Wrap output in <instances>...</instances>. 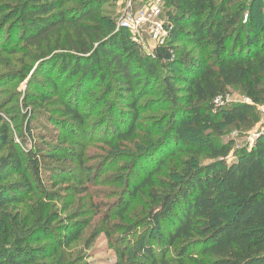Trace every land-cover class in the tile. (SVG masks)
<instances>
[{
	"label": "trees",
	"instance_id": "16d2710c",
	"mask_svg": "<svg viewBox=\"0 0 264 264\" xmlns=\"http://www.w3.org/2000/svg\"><path fill=\"white\" fill-rule=\"evenodd\" d=\"M117 1L0 0V33L10 29L11 39L35 49L41 80L39 91L23 101L26 126L20 137L26 147L16 142L10 123L0 117V264H54L51 259L58 251L79 241L89 226V210L82 208L59 232L49 235L44 230L57 229L51 224L61 217L57 211H46L49 203L89 192L85 174L77 179L71 173L75 163L86 170L83 150L90 133L82 127L101 107L83 109L86 98L100 89L101 97L96 98L107 103L104 108L110 115L123 116L122 108L130 115L129 123L121 118L124 125L112 127L111 138L105 139L118 149L135 139L144 98L152 96L158 84L166 101L180 110L169 127L179 148L164 150L154 165L144 168L139 159L153 149L133 155V178L124 190L131 192L132 200L139 194L148 199L146 223L140 229L116 225L127 244L117 251L120 264H125L132 243L138 246L132 264H264V131L251 147L238 150L234 141L189 145L183 131L219 134L221 122L246 126L260 120L263 0H164L163 29L170 42L157 45L152 55L144 53L143 45L111 16L115 11L109 10ZM189 48L192 51L186 53ZM63 79L66 85L61 86ZM175 81L183 82L184 95H179ZM235 86L251 102L229 107L215 103ZM47 106L56 114L45 112ZM37 113L42 119L36 127L32 118ZM163 136L169 146L172 138L168 132ZM183 151L190 159L182 169L163 175L168 158ZM200 157L208 161L194 165L192 159L197 163ZM36 199L43 203L26 216V205ZM131 199L119 204L121 217ZM68 210L67 205L63 212ZM156 230L165 232L153 236ZM134 232L137 238L127 239ZM43 239L48 243L33 247ZM58 263L65 264L61 257Z\"/></svg>",
	"mask_w": 264,
	"mask_h": 264
},
{
	"label": "rangeland",
	"instance_id": "374dc122",
	"mask_svg": "<svg viewBox=\"0 0 264 264\" xmlns=\"http://www.w3.org/2000/svg\"><path fill=\"white\" fill-rule=\"evenodd\" d=\"M113 3L114 6L110 10L108 9L109 11H115L111 16L115 18L119 26L125 18L133 20V30L126 29L132 38L138 40L136 42L143 45L142 49L144 53L152 55L154 48L161 41L165 44L170 42L169 33H165L161 29L163 23H166L164 16L153 15L149 10L147 0H118ZM142 11L146 12V14L144 15ZM9 30L6 28L0 33V44H4V47H0V117H3L10 123L12 135L15 137L16 142L26 147V142L20 137V133H23L26 126V119L23 118L26 115V107L23 101H26L30 93L38 92L41 87V80L37 77L40 62H37L34 58L35 54H32L35 49L26 48V46L19 44L15 39H11L7 35V31ZM185 51L187 53L192 51V49L189 48ZM193 53L199 55V51H193ZM192 54L190 52L188 57ZM175 67L178 68L180 66L176 65ZM154 82H159V80H154ZM63 84L66 85L65 79L62 80L61 86ZM174 84L179 89V95H184V92H181L184 85L183 82L175 81ZM155 91L152 96L144 98L145 103L140 109L141 113L138 122L140 129L135 135V139L132 142L121 143L118 149H112L108 146L105 139L107 141L111 138L112 127L114 128L119 124L121 126L124 125L121 123L123 120L120 121L121 118L125 120V124L129 123L128 118L130 115H127L126 109L122 108L121 105V108L125 111L123 116L118 112L115 115H110L109 110L107 111L104 108L107 106V103L103 104L101 98H96V96L101 97L102 90L100 89H97L94 94L89 95L86 101L82 103L83 109H87L88 111H94L96 107L101 105L100 111L93 112L89 123H86L82 127V129H86L90 133V137L85 141L86 148L83 150L84 167H86V170L84 168L80 170L77 163L71 168V173L77 174V179L83 178L85 174L87 181L85 186L88 187L89 192L86 194H82L81 192L79 194L71 193L65 199H56L49 203L46 211H57L61 217L52 221V227H58L57 229L54 231L48 230V227H50L48 226L44 230L45 232H49V235L59 232L60 228L65 227L67 221L74 218V213L82 208L89 210V212L85 213V216L88 217L89 226L83 231V235L79 241L74 243L69 249H60L58 251L56 256L51 259L54 260V264H59L58 260L60 257L62 258V263L65 262V264H120L117 251L118 249L123 250L127 244L125 241L122 242L120 240L123 231L116 225H136V229H140L145 225L146 219L143 212L148 206V199L139 194L137 198L132 200L130 196L131 192L124 190L125 183L132 177L129 174V165L132 157H134L135 153L137 155L141 151L153 149L149 155H145L139 159L138 163H141L139 167L144 168L154 165L164 150L170 152L173 149L179 148L178 142L173 140L169 127L177 118L174 114L180 110L172 107L171 103L166 101L161 94L162 88L160 84H158ZM111 97L113 96H109V99L114 100ZM245 101H247V98L242 94L239 87L235 86L230 88L225 101L221 103L225 107H229ZM178 106L185 107L182 102H179ZM47 107L49 108L44 110L45 112L56 114L52 112V109H54L52 106ZM17 109L20 112H16ZM257 114L260 120L257 123L250 121L246 126H227L221 122L219 134L211 131L203 134L195 129L185 128L183 130L185 140L189 145H201L205 140L217 141L219 143L234 141L235 150L251 147L260 131H264V104L257 105ZM32 119L33 121L35 120L37 127L36 121L42 119V116L37 113V116H33ZM125 126L127 127V125ZM151 132H153L152 136ZM167 132L170 138H172V143L169 146H165L166 139L163 136ZM157 143L160 144L156 148H153V145ZM233 156L234 151L230 155V159ZM188 159L190 157L186 152H176L174 156L168 158V168L162 174L167 173V175H172L181 170L183 163ZM192 160L194 161V165L204 164L208 161L205 157H200L197 163L196 160ZM79 189H82V187ZM130 199L132 200L130 207L122 218L120 216L121 211L118 210L119 204ZM42 203L41 200L36 199L27 204L26 216H30L32 210H38ZM67 205L70 207V210L64 213L63 211ZM97 208H99V213L96 210ZM18 209H21L25 214L23 207H19ZM18 209H14L13 214ZM106 214L109 215L108 218L105 217ZM160 231L165 232L156 230L152 235L155 236ZM130 237L134 241L137 238V233L134 232L128 235L127 239ZM46 243L48 242L44 239L40 242L35 241L33 247L45 245ZM155 244V246H158L157 240ZM137 250V244L132 243L131 249L126 255L125 264H132L134 262Z\"/></svg>",
	"mask_w": 264,
	"mask_h": 264
},
{
	"label": "built area",
	"instance_id": "2783aa9c",
	"mask_svg": "<svg viewBox=\"0 0 264 264\" xmlns=\"http://www.w3.org/2000/svg\"><path fill=\"white\" fill-rule=\"evenodd\" d=\"M148 4H149V10L151 11V13L155 16H162L163 14V8H164V0H147ZM264 2V0H263ZM142 13L145 15L146 12L142 11ZM133 20H131V18H125L121 25L119 27H122V28H129L131 30H133ZM161 29H163V25L161 26ZM165 33H168V31H165ZM134 39V38H133ZM135 41H138L136 38L134 39ZM160 44H164L163 41H161ZM227 96V95H226ZM226 96L225 97H222V96H219L215 99V103L217 105H223L221 102L225 101L226 99ZM245 102H251L250 100L247 99V101Z\"/></svg>",
	"mask_w": 264,
	"mask_h": 264
}]
</instances>
